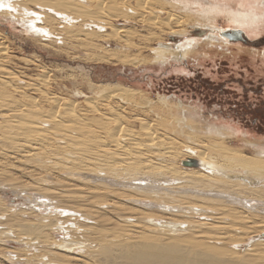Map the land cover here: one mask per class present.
Wrapping results in <instances>:
<instances>
[{"label":"bare ground","instance_id":"6f19581e","mask_svg":"<svg viewBox=\"0 0 264 264\" xmlns=\"http://www.w3.org/2000/svg\"><path fill=\"white\" fill-rule=\"evenodd\" d=\"M204 2H206L205 6ZM0 4L3 5L0 7V16L6 19L9 17L14 22L20 21L24 27L23 31L29 35V38L52 42V36L57 32L56 37L60 32L55 29L58 27L61 28V33L68 32L71 39L82 40L81 45L84 43L83 46L86 45V47L100 46L95 41V37L106 42L107 38L117 36L119 32L125 33L123 34L125 36L129 29L125 26V28L112 25L111 27L107 21L111 18L116 19L118 16H121L127 24L130 21L129 18L133 19V14L138 15L135 17L140 18V21H144L143 14L149 13L151 14L149 16H152V20L148 21L149 24L156 22L155 27L161 30L164 27L169 29L168 35L186 33L176 29L177 25L185 21V16H192L194 21H210L214 20L215 15L226 12L229 20L238 25L247 24L248 26L258 19L252 12L222 9L209 0H0ZM165 7H169L168 10L164 9ZM176 10L181 12L177 14ZM158 13H164L165 16L156 20ZM61 22L63 25L59 26L58 23ZM107 22L111 27L110 31H106L105 23ZM93 23L97 28L104 27V24L106 30L87 27ZM59 35L64 34L59 33ZM157 35L153 30L149 33L147 41L155 40L159 37ZM66 37L67 34L65 39ZM212 38L216 39L217 36L207 35L204 41ZM195 39L180 41L181 43L175 48L159 43L157 47H152L153 61H166L168 58L178 60L186 57L189 50H193L199 44V41ZM122 41L126 45L130 42L127 39ZM6 47L0 41V60L5 58L3 54L6 53ZM101 49L103 55L118 56L114 50L107 52L106 49L102 47ZM134 57L122 60L134 62ZM18 73L5 70L3 63L0 64V146L3 149L6 147L7 151L13 150L12 155L28 163L31 162L32 166H35L33 163L36 164L37 171L46 170L48 173L60 175H54L55 178H59L54 182L44 180L42 178L44 176L37 177L39 183L34 179L37 185H32L34 188H31L47 191L48 193L40 195L42 199L47 200L36 196L32 200L26 199L28 201L26 202L24 197L21 202L13 204L12 208L20 206L19 211L16 209V211L13 210L14 213L10 211L11 213L8 214L4 210L7 214L4 219H1L3 221L0 220L3 223L2 225L0 222L1 226L7 225L6 231L0 229V237L7 235L8 239L16 238V243H25H22V248L25 245V249L30 246L35 251H40L37 254L32 249L34 253L29 252L28 257H24L28 263L258 264L257 261L261 259L262 254L253 253L256 250L250 252L251 254L246 251L260 247L261 244L264 245V235L260 231L264 227L262 224L264 220L255 221L253 217L248 216L250 212L264 213V145L257 146L254 155L245 154L225 143L224 134L220 131L222 129L217 125L207 128L203 126L206 132L200 128L205 134L203 131L201 134L198 133L197 128L201 126L197 125V128L194 126L197 130L195 132L197 134H194V127L192 128L188 125L190 123L186 122L188 120L184 114L185 110H182V116L174 119V124L193 130L192 137H188L191 141L186 140L179 144L174 136H157L155 130L149 127L150 124L145 122H142L139 130L135 131L123 124L119 112L113 113L111 108V114L100 111L99 106H107L108 97L111 94L101 93L94 98V101L85 100L87 111L97 115L88 120L89 115L86 116L87 113L78 111L73 101L62 99L56 94L48 93V96H44L43 91H39L36 80L32 82L23 80ZM21 83L24 84L23 87H29V90L42 92V96L45 97L43 100L48 103L46 104L48 106L43 107L44 104L43 106L39 104L43 101V97H38L42 100L37 98L40 101L38 102L33 95L22 92L25 87L21 89L19 85ZM101 91L103 92L104 89ZM131 98L132 96L129 99ZM180 127L178 128L181 129ZM184 130L180 132L183 134ZM209 137H212V143L208 142ZM252 145L255 146V144ZM2 152L0 151V158H4L5 154ZM187 159H195L199 165L184 164L183 161ZM3 165L0 162L2 168L7 166ZM36 174L41 173L36 172ZM6 177L12 179L8 172L0 168V186L4 187L2 182L9 181L8 178L5 179ZM82 180L83 182L79 185L78 182ZM68 185L71 188L56 190L57 186L66 188L69 187ZM178 185H181L179 187L183 189L179 190ZM158 188L163 189L164 194H168L173 203H160L163 209L169 207L170 210L175 209L174 213H176L177 208L179 216L191 214L192 216H188L190 219L185 218L186 220H179L180 222L172 219L165 223H156L158 218H155L152 212L150 214L146 211L145 207L142 208V205L152 208L156 204L139 203L146 200L142 198V194L147 195L150 190ZM103 190L105 194L100 193V195L99 192ZM180 191H193V194L196 193L195 203L201 197L199 200L206 199L203 203L207 206L194 204L189 194L186 197L180 193L177 194ZM15 195L20 196L19 193ZM181 196L184 197V201L181 200ZM57 197L59 201L64 199L77 205L48 203V200L52 202L58 199ZM0 198L3 199L1 194ZM173 201L178 204H174ZM216 204H220L221 209L218 207L216 209L214 207ZM229 205L233 207L229 208ZM43 210L48 213L43 215ZM27 213L36 216L33 217L34 221L23 220L21 215L27 216ZM200 213L202 215L200 219H191L193 215H200ZM230 216L235 218L233 222L230 221L232 218H228ZM180 223L184 224L185 228L177 229V224L180 225ZM10 225L15 231L11 230ZM243 233L252 234L247 237V247L252 246L248 250L243 249L242 243H239L243 241L239 237ZM27 234L28 236H25ZM192 234L196 235L192 236ZM206 234L210 237V241L208 239L206 240L209 241L208 244L205 241L203 244L197 238ZM30 235L34 238L31 239ZM235 236L237 239H234ZM12 252H7L8 256ZM248 255L252 258H248ZM256 255L260 256V259Z\"/></svg>","mask_w":264,"mask_h":264},{"label":"rangeland","instance_id":"374dc122","mask_svg":"<svg viewBox=\"0 0 264 264\" xmlns=\"http://www.w3.org/2000/svg\"><path fill=\"white\" fill-rule=\"evenodd\" d=\"M209 1L212 4H218V6L222 9L229 8L227 10L235 12H252L256 14L258 19L254 23H249L250 25L248 26L247 24L238 25L237 23L229 20V15L226 12L215 15L214 20L212 19L213 21H194V18L192 16H185V21L177 25L176 29L181 33H183L184 31H186V33H176L168 35L167 32L169 29L164 27L163 30H161L160 28L155 27L154 25H156V22L149 24V22L152 20V16H149L151 15L149 13L143 14L144 16L142 19H145L147 21H140V18L135 17L138 15L134 16L133 14V19L132 17L129 18L130 24H125L123 18L121 16H118L120 18H111L110 20L107 19V21L109 22L110 26H125L127 29H129L128 33H126L125 36L123 35L125 33L119 32L117 36H111L107 38L106 42L100 41L98 40V37H95V41L100 46L86 47V45L83 46L84 43L81 45L80 42H83L82 40L79 41L77 39H71L68 36V32L63 33L62 31L61 33V28L59 29L58 27L55 29H57L58 32L60 31V34H64L59 35L58 33V36L61 39L58 38V36L55 37V35H57V30H55L56 33L51 38L53 39L52 42L29 38V35L23 31L24 27L20 24V21L14 22L9 17L8 19H6L4 18V16H0V41H2L7 46L6 53L3 54L5 55V58L0 60V64L3 63L5 70H12L15 72L17 71V73L19 72L18 74L23 80H29L30 82L36 80L40 89L39 91H43L44 96H48V93L49 95L56 94L62 99L66 98L70 102L73 101V103L76 104V109H78V111L80 110L87 113L86 116L89 115L87 117L88 120H91L92 116L97 115L93 114L91 111L90 112L92 114L87 111L88 107L86 106V101H94V98L101 93L108 95L111 94L108 97V105L99 106V109L101 108L100 111H103L105 113H110L111 111L113 113L119 112L118 114L121 116L123 124L135 131L139 130L140 124H142V122L149 123V127L155 130L157 136H174L175 140H177V143L181 144L186 140L191 141V139L189 140L188 137H192L191 134H193V130H195L198 126H201L198 127L199 129L197 128V130L199 131L198 133L201 134L203 130H206L202 128L203 126L204 128H207L217 125L220 127V129H222L220 131L224 134V141H226L225 143L229 147L236 150L238 149L239 151H242L243 153L248 155H254L257 150L256 147L259 145H264V0ZM203 5L205 6L206 2H204ZM224 5L225 7H223ZM168 8L165 7L164 9L168 10ZM180 12H177L176 10L177 14ZM164 16V13H158L156 20H159ZM138 20L140 21V25ZM108 22L105 23V25L107 24V30L104 24V27H102L104 28L103 30H111L112 26L110 27L108 25ZM135 22H137L138 25ZM55 25L57 26V24ZM58 25L61 26L63 24L61 22L58 23ZM94 26H96L94 23L91 25H87V27L89 28H94L95 30L101 29L102 31V28H97ZM153 27H155V29ZM62 29L64 30L63 27ZM236 29L242 32L241 38L237 37L236 35L233 38H229L225 35V33H229L231 32V30ZM153 30L156 34H158L157 36L159 37L156 38H158L159 41L156 38L155 40L149 39L147 41L149 33L153 32ZM198 32L201 33L199 34ZM66 34L67 40L65 39ZM207 35L217 36V38L206 40V42L204 41V39ZM63 36L64 39L62 40ZM144 37L146 40L144 39ZM68 38L71 40H69ZM192 38H196L195 40L199 41L200 45L198 44L199 46L197 45L193 48V50L190 49L186 57H181V59L178 60L168 58L166 61H153L154 53L152 51V47H157L159 43H163L168 44L171 47L173 46L172 48H175V46L180 44L182 41ZM122 39H127L131 42V44L130 42H127L128 44L126 45L125 42L122 41ZM70 43L72 46L70 45ZM99 47L106 49L105 51L107 52H112V50H114L116 51L118 56L112 57L107 54L103 55L102 49L100 50ZM133 57L134 62L122 60L127 58L131 59ZM41 79L44 81H42ZM39 84L43 85L41 86ZM19 85L21 86V89L25 87L22 86L24 85L23 83ZM29 89V87H25L24 89H22V92L33 95L35 100L38 97H43V94H41L42 92L38 91L39 93H37L34 92V90L32 91ZM103 89L104 91L102 92L101 90ZM113 93L116 94L113 95ZM131 96L132 98L129 99ZM44 98L45 97H43L42 100ZM38 99L36 101H42L41 99H39L40 101ZM126 100L128 101L126 102ZM45 102L46 101L43 100L39 104L42 106L44 104L43 107H47L48 105L46 104L48 103ZM163 102L164 105H162ZM110 108L112 109L111 111ZM182 110H185L184 114L185 117H187L186 119L188 120L186 122L187 124L188 122L190 123L188 125H190L192 128L198 125L196 128L194 127V129L191 130L192 133L184 125H182V127H184L181 128L180 126L174 124V119L182 116ZM189 111L191 112L192 116ZM191 123L193 124V126ZM163 124L168 127H163ZM178 127H180L182 130L185 129L183 131V134L181 133L182 130ZM200 128L203 130L201 131ZM230 128L232 129V132ZM197 130L194 131V134H197L195 133L197 132ZM178 132H180L181 134ZM187 132H190V135ZM209 138L210 140H207L210 143L212 137ZM198 140H200L199 137ZM250 143L255 144V146ZM5 148L6 147H4L3 149L0 146V151H3L2 153L5 154L4 158H0V162H2V165L4 164L7 166L3 165L4 167L2 168V166H0V168L5 172H8L13 180L9 179V177H6L5 179L8 178L9 181H6L9 183L5 181L2 182L4 187L0 186V194L1 197L3 196V199L0 198V212L2 213L0 214V220L4 219V217L6 216L5 214H10L11 212H13V210L16 211V209L18 210V207L20 206H16L17 208L12 207L16 203L21 202L22 198L25 197V200L31 198L32 200L34 197L40 196L41 193H48L44 190L39 191L36 188V190L33 189V186H36L37 183L40 182H37V177L44 176L42 177L44 180L52 182L59 179L58 177L55 178L57 173L51 174V172L48 173L46 170H43L41 172L37 171L38 166H36V164L33 163V165L36 166L35 167L30 164L31 162L28 163L26 160H20L18 156H15L14 154L12 155L13 150L10 149L8 150V152L6 150L7 148ZM8 153H10V155ZM6 157L9 159H7ZM154 161H157V159H154ZM30 171L31 173H29ZM36 172L41 173L42 175H37ZM14 179L16 180L14 181ZM34 179L37 183H35ZM10 182H12V186L10 185ZM14 182H18L19 184H15ZM81 182H83V180L78 182V184L81 185ZM9 186L13 187L15 190ZM179 186L181 187V185H178V187ZM59 187L60 186H57V191L71 188L70 186L66 188L64 186L60 188ZM180 187L178 188L179 190L183 189ZM157 190L159 192H157ZM38 191L40 193H38ZM103 191L99 192V194H105V191ZM150 191L152 193H150ZM150 191L147 193V195L145 193V195L142 194V198H146V200L141 201L139 204H156L153 205L152 208L142 205V208L145 207L146 211H148L150 214L152 212V214H154L153 216H155V218H158L156 223H165L167 221H172V219L180 222L179 220H186L187 218H189L188 216L191 215L186 213L185 216L181 217L178 214L179 212L177 208L176 211L178 213H174L175 209L170 210L169 207L163 209V206H161L160 203L173 204L171 203L172 199L168 197V194H164L163 189L158 188ZM16 193H19L20 196H16ZM179 193L184 197L188 196L189 194L190 200L194 202V204L207 206V204H204L206 202V199L204 200L202 198L204 201L202 199L199 200V198H201L199 196H197V198L199 197L197 199L198 201L196 200L198 203H195L194 195L196 198V193L193 194V191H180L177 194ZM160 194L161 196H159ZM163 196L164 198H162ZM182 196L181 200L184 201V197ZM148 197L152 200H150ZM42 198L40 196V199ZM147 198L153 203L148 201ZM27 200L26 202H28ZM54 200H52V202L48 200V203L54 204L55 202H58L59 204L66 206H70L72 204L77 205L64 199L63 201H59V198ZM11 202L12 204H10ZM173 202H175L174 204H178V202L176 201ZM213 206L214 205H212V207ZM214 207L216 209H221L220 204H216ZM232 207L233 206L229 205V208ZM201 208L203 209V207ZM1 210H5L7 211V213ZM169 210L173 214L170 213ZM45 213L48 212H46V210H43L42 214L45 215ZM207 213L210 214L211 212ZM62 214L67 213L62 212ZM202 214L204 215V213ZM26 215L27 216L21 215V217L24 218V221H34L35 218L33 217H36L31 213H27ZM197 215H193V217L195 216L196 218L191 217V219L196 220L202 217L201 213V216L199 215L198 217ZM230 215L232 216V214ZM231 216L228 218H232ZM248 216L253 217L252 219H254L255 221H258V219L264 220V213L262 212H250V215L248 214ZM234 219L232 218L231 220H229L233 222ZM1 224L3 225L2 222ZM1 224V231L2 229L6 231L7 225L1 226ZM262 224L264 225V221ZM13 228L14 227L12 226L11 230H13ZM181 228H185V225L182 223H180V225L177 224V229ZM260 231L264 235V227ZM245 232L248 233V231ZM246 233H243V235H239V237L243 240L239 243H242L243 249L247 248L248 250L252 246L247 247V237L248 235L250 236L252 234L246 235ZM194 235L192 234V236ZM25 236H28V234ZM31 236L32 235H30L29 237ZM58 237L61 238V236ZM0 238V264H31L28 263V261H26L24 257L27 258V254L29 252L34 253L35 249L29 246L27 247V250L25 249V245L24 248H22L23 244L25 243H16L17 240L13 237H10V242V238L8 239L7 235H2ZM32 238H34V236H32L31 239ZM209 238L210 237L208 236V234H206V236L200 238L198 237L197 239L202 243L205 241V243L208 244V242L210 241ZM235 238L237 239V236H235L234 239ZM208 239L209 241H206ZM11 250L14 252H12ZM254 250H256L257 252L255 251L253 253L259 255L262 254L261 257L256 255L258 256L257 258H261H259L260 260L257 261L258 264H264V245L261 244L260 247H256L246 252H249V254H251ZM36 251L35 253H40V251ZM7 252L12 253L8 256ZM23 253L26 255L23 256ZM248 258H252V256L250 257V255H248Z\"/></svg>","mask_w":264,"mask_h":264},{"label":"water","instance_id":"95a60500","mask_svg":"<svg viewBox=\"0 0 264 264\" xmlns=\"http://www.w3.org/2000/svg\"><path fill=\"white\" fill-rule=\"evenodd\" d=\"M241 31L236 29V30H231L229 33H225V35L229 38H233L235 35L237 37L241 38ZM184 164H187L189 166H198V162L195 159H187L186 161H183Z\"/></svg>","mask_w":264,"mask_h":264},{"label":"snow or ice","instance_id":"6c2138e0","mask_svg":"<svg viewBox=\"0 0 264 264\" xmlns=\"http://www.w3.org/2000/svg\"><path fill=\"white\" fill-rule=\"evenodd\" d=\"M0 7H3V5H2V4H0Z\"/></svg>","mask_w":264,"mask_h":264}]
</instances>
